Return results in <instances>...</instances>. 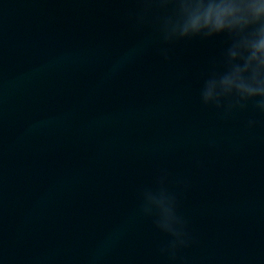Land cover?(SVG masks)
Here are the masks:
<instances>
[{
    "label": "water",
    "instance_id": "95a60500",
    "mask_svg": "<svg viewBox=\"0 0 264 264\" xmlns=\"http://www.w3.org/2000/svg\"><path fill=\"white\" fill-rule=\"evenodd\" d=\"M173 16L0 0V264H264V112L202 102L231 39L166 41Z\"/></svg>",
    "mask_w": 264,
    "mask_h": 264
},
{
    "label": "clouds",
    "instance_id": "9594fccd",
    "mask_svg": "<svg viewBox=\"0 0 264 264\" xmlns=\"http://www.w3.org/2000/svg\"><path fill=\"white\" fill-rule=\"evenodd\" d=\"M174 5V16L163 22L166 41L209 38L227 34L231 44L224 53V70L213 73L204 83L201 100L205 105L228 110L249 104L264 112V0H161ZM145 210H159L158 227L181 239L182 220L175 211V199L163 192L145 194Z\"/></svg>",
    "mask_w": 264,
    "mask_h": 264
}]
</instances>
